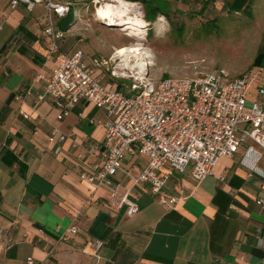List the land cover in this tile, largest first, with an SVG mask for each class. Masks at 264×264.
I'll return each instance as SVG.
<instances>
[{
  "label": "crops",
  "instance_id": "obj_1",
  "mask_svg": "<svg viewBox=\"0 0 264 264\" xmlns=\"http://www.w3.org/2000/svg\"><path fill=\"white\" fill-rule=\"evenodd\" d=\"M60 1L70 3L63 16L42 4L28 11L0 0V14L6 13L0 25V264H25L29 256L37 264H91L93 239L102 241L96 264H264V244H257V235L264 240V209L255 202L264 197V158L245 157L246 144L220 157L214 172L199 181L190 167L179 173L164 165V192L177 197L173 204L160 203L146 182L133 185L126 172L138 174L146 159L127 155L126 172L112 180L131 187L139 207L132 216L125 207L108 206L106 188L79 178L84 163L100 160L107 117L81 99L59 118L48 97L38 98L39 76L57 64L44 28L50 23L63 32L58 51L82 49L87 62L115 44L86 35L96 19L91 8L88 19L74 0ZM211 1L158 0V5L171 20L200 15L208 21L217 19ZM219 8L252 16L264 9V0H224ZM259 14L264 18V11ZM101 71L95 75L103 82ZM70 225L77 233L61 240Z\"/></svg>",
  "mask_w": 264,
  "mask_h": 264
},
{
  "label": "built area",
  "instance_id": "obj_2",
  "mask_svg": "<svg viewBox=\"0 0 264 264\" xmlns=\"http://www.w3.org/2000/svg\"><path fill=\"white\" fill-rule=\"evenodd\" d=\"M221 1L211 2L216 6ZM36 4L57 16L65 15L70 6L60 0H9L8 7L24 5L31 11ZM5 16V12L0 14V25ZM44 33L50 51L56 52L57 64L49 73L39 76L43 89L38 98L48 97L59 109V118L66 116L81 99L91 101L107 117L100 160L84 163L78 176L94 188H106L110 208L125 207L127 216L139 210L131 197V187L112 180L118 173L126 172L123 162L127 155L145 157L138 174L126 175L133 185L148 183L151 193L163 204L177 201L175 195L164 192L167 175L160 174L164 165L179 173L190 167V175L199 181L214 172L220 157L232 156L244 144L245 157L253 161L264 158V75L258 81L254 99H249L247 93L255 73L231 76L224 69L163 77L155 84H145L143 89L133 85L134 92H125L96 78L95 72L108 66L107 59L91 57L87 62L82 49L71 53L58 51L57 40L63 32L50 23ZM255 202L264 209V197ZM77 231L75 225H70L59 238L67 240ZM257 244H264L258 235ZM91 246L96 260L91 264H96L102 241L93 239ZM25 264L37 263L29 256Z\"/></svg>",
  "mask_w": 264,
  "mask_h": 264
},
{
  "label": "rangeland",
  "instance_id": "obj_3",
  "mask_svg": "<svg viewBox=\"0 0 264 264\" xmlns=\"http://www.w3.org/2000/svg\"><path fill=\"white\" fill-rule=\"evenodd\" d=\"M92 1L74 0V5L83 6L81 15L90 19V8L95 14V8L103 4L95 7ZM131 5L143 16L140 3L132 2ZM220 5L214 6L211 2L217 19L208 21L200 15H180L173 16L172 20L156 18L139 27L109 26L97 18L92 20L84 29L86 35L115 44L101 57L109 63L102 67L103 82L115 83L125 92H134L133 85L140 90L145 84H155L163 77L192 76L215 69H224L231 76L248 71L255 73L247 93L249 99H254L258 81L264 75V18L258 17L264 9H255L252 16H246L243 12L221 9ZM125 46L139 48L138 53L118 54V49ZM259 52L262 54L260 62L255 63Z\"/></svg>",
  "mask_w": 264,
  "mask_h": 264
},
{
  "label": "bare ground",
  "instance_id": "obj_4",
  "mask_svg": "<svg viewBox=\"0 0 264 264\" xmlns=\"http://www.w3.org/2000/svg\"><path fill=\"white\" fill-rule=\"evenodd\" d=\"M113 3L106 2L101 6H97L95 10V17L102 20L109 26L129 24L135 26H144L147 22L144 21L142 15L131 8V2L125 0H110ZM131 5V6H130ZM139 48L127 47L118 49L117 53L123 55L128 51L138 53ZM140 53V52H139ZM138 80H142L143 77H137Z\"/></svg>",
  "mask_w": 264,
  "mask_h": 264
},
{
  "label": "trees",
  "instance_id": "obj_5",
  "mask_svg": "<svg viewBox=\"0 0 264 264\" xmlns=\"http://www.w3.org/2000/svg\"><path fill=\"white\" fill-rule=\"evenodd\" d=\"M128 1H139L142 6H143V19L145 22H148L149 24L152 23L153 21L156 20L158 14H163L159 5H158V0H128ZM167 18V15H164ZM261 53L259 52L255 59L254 62L255 63H259L260 62V58H261Z\"/></svg>",
  "mask_w": 264,
  "mask_h": 264
}]
</instances>
